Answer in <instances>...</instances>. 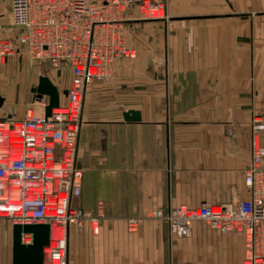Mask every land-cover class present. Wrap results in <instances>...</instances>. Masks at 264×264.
<instances>
[{
  "label": "crops",
  "instance_id": "0c3cea01",
  "mask_svg": "<svg viewBox=\"0 0 264 264\" xmlns=\"http://www.w3.org/2000/svg\"><path fill=\"white\" fill-rule=\"evenodd\" d=\"M10 2L0 0V37L15 42ZM165 12L142 19L134 9L121 30L136 56L113 60L110 75L86 89L72 205L100 218L69 226L67 264H242V234L195 221L188 236L171 237L164 220L144 215L248 197L250 125L264 120V0H166ZM42 64L14 52L0 64V119L41 111L39 75L64 100L70 69L62 64L61 88ZM128 110L139 119L125 120ZM128 217L141 218L136 231ZM11 260L12 224L0 220V264Z\"/></svg>",
  "mask_w": 264,
  "mask_h": 264
},
{
  "label": "built area",
  "instance_id": "2783aa9c",
  "mask_svg": "<svg viewBox=\"0 0 264 264\" xmlns=\"http://www.w3.org/2000/svg\"><path fill=\"white\" fill-rule=\"evenodd\" d=\"M166 0H11L10 21L18 29L16 43L30 65L47 63L50 69H70L64 100L49 116L48 100L37 99L41 111L29 107L19 120L0 119V220L13 224H48L49 243L42 264H67L68 228L99 215L72 205L79 195L82 172L76 150L86 89L110 75L117 58H134L122 24L135 9L142 19H165ZM14 52L12 40L0 37V64ZM60 91V90H59ZM264 120L250 125V158L244 171L248 197L229 203L203 202L197 207L178 205L152 208L144 217L164 220L171 237H186L200 221L220 233L242 234V264H264ZM230 136H234L228 130ZM101 205L98 206L100 208ZM139 217L125 220L136 231ZM96 230L95 227H93ZM30 244L31 234H21ZM49 250L44 252L45 248Z\"/></svg>",
  "mask_w": 264,
  "mask_h": 264
},
{
  "label": "water",
  "instance_id": "95a60500",
  "mask_svg": "<svg viewBox=\"0 0 264 264\" xmlns=\"http://www.w3.org/2000/svg\"><path fill=\"white\" fill-rule=\"evenodd\" d=\"M61 93L66 95V89ZM47 96L48 102L44 108L45 116L50 115L53 107L58 106L60 91L52 83L47 75H39L36 86V98L40 99ZM2 100L0 98V104ZM125 120H138L137 111L128 110L123 113ZM31 234L32 242L24 244L21 242V234ZM49 243V225L48 224H13L12 225V260L11 264H42L43 248Z\"/></svg>",
  "mask_w": 264,
  "mask_h": 264
},
{
  "label": "rangeland",
  "instance_id": "374dc122",
  "mask_svg": "<svg viewBox=\"0 0 264 264\" xmlns=\"http://www.w3.org/2000/svg\"><path fill=\"white\" fill-rule=\"evenodd\" d=\"M13 43V45H14V53H18V54H22L23 55V50H22V47H19L18 45H17V43H16V40H15V42H12ZM11 56V55H10ZM33 66H35V67H39L40 69H42V70H45V67H44V65L41 63V65H38V63L37 64H35V65H33ZM36 68V69H37ZM46 69H49V66H47L46 67ZM59 72V73H58ZM54 73H55V77H54V81L55 82H58L59 83V85L61 86V88L64 86V81H62V78H64L65 76H63V73H64V67L63 66H61V70H54ZM60 74H61V77H60ZM44 75V74H43ZM65 79V78H64Z\"/></svg>",
  "mask_w": 264,
  "mask_h": 264
},
{
  "label": "bare ground",
  "instance_id": "6f19581e",
  "mask_svg": "<svg viewBox=\"0 0 264 264\" xmlns=\"http://www.w3.org/2000/svg\"><path fill=\"white\" fill-rule=\"evenodd\" d=\"M49 249L46 247L45 249H44V252H47Z\"/></svg>",
  "mask_w": 264,
  "mask_h": 264
}]
</instances>
